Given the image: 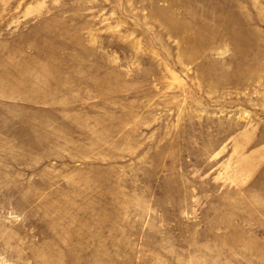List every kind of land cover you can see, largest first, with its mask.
Instances as JSON below:
<instances>
[{"label":"rangeland","instance_id":"1","mask_svg":"<svg viewBox=\"0 0 264 264\" xmlns=\"http://www.w3.org/2000/svg\"><path fill=\"white\" fill-rule=\"evenodd\" d=\"M0 264H264V0H0Z\"/></svg>","mask_w":264,"mask_h":264}]
</instances>
